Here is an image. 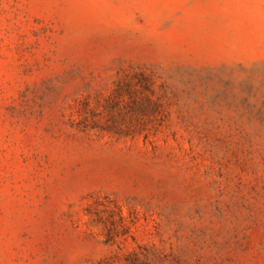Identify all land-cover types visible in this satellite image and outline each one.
<instances>
[{"label": "rangeland", "instance_id": "rangeland-1", "mask_svg": "<svg viewBox=\"0 0 264 264\" xmlns=\"http://www.w3.org/2000/svg\"><path fill=\"white\" fill-rule=\"evenodd\" d=\"M0 264H264V0H0Z\"/></svg>", "mask_w": 264, "mask_h": 264}]
</instances>
